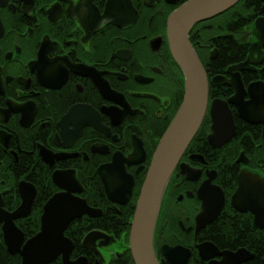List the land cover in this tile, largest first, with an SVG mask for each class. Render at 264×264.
<instances>
[{
	"label": "flooded vegetation",
	"instance_id": "1",
	"mask_svg": "<svg viewBox=\"0 0 264 264\" xmlns=\"http://www.w3.org/2000/svg\"><path fill=\"white\" fill-rule=\"evenodd\" d=\"M189 1L0 0V204L14 213L23 194L34 193L29 214L14 220L26 241L41 231L50 199L80 189L75 195L101 214L85 215L68 226L71 261L136 264L131 223L153 154L185 95L186 78L172 55L168 24ZM259 18H264V0H240L198 22L189 34L208 77L209 105L202 131L162 200L154 237L160 263L170 264L163 253L167 246L189 252L186 264H228L223 254L241 250L253 256L241 264H262L256 252L219 229L244 224L242 218L251 216L250 225L264 231L252 213L232 204L243 171L264 177V122H250L229 102L237 94L229 83L237 76L244 102L252 101L254 92L264 95V45L262 56L235 69L257 42ZM215 101L229 104L235 126L221 147L209 141ZM91 179L100 192L92 204ZM104 180L121 203L110 200ZM208 181L221 188L225 205L215 221L202 226L197 222L203 205L199 190ZM92 231L102 232L110 243L100 239L93 248L85 246ZM54 262L63 264L62 256Z\"/></svg>",
	"mask_w": 264,
	"mask_h": 264
},
{
	"label": "water",
	"instance_id": "2",
	"mask_svg": "<svg viewBox=\"0 0 264 264\" xmlns=\"http://www.w3.org/2000/svg\"><path fill=\"white\" fill-rule=\"evenodd\" d=\"M239 2L240 0H191L176 11L169 20L170 48L175 61L185 74V95L176 116L153 154L134 220L131 223L130 249L136 264H164L157 259L154 248L155 228L162 200L175 169L199 132L208 110V77L189 41V34L198 22L214 18ZM256 33L257 42L252 44L248 60L236 67V70L245 69L254 62L253 56L263 55L261 47L264 45V18L256 21ZM214 82L218 83V79L215 78ZM240 82V77L237 76L234 82L229 83L237 91L236 96L229 102L238 106L243 118L253 123L264 122V95L262 97L259 92H254L252 101L244 102L241 99V94L244 92L241 91ZM211 116L214 133L209 136V141L213 146L221 147L235 133L229 104L215 101L211 108ZM182 168L186 174L184 166ZM60 177L56 174L55 180H59ZM104 182L110 200L121 203L116 197L115 189L111 188L107 181L104 180ZM132 184L133 180H128L129 192ZM27 185L24 184L23 190L29 191L30 187ZM75 192L81 193L80 189L70 190L50 199L42 216L41 231L28 241L14 220L29 214L34 193L29 196L23 194L24 202L14 213L4 211L0 204V223H3V238L8 252L11 255H19L22 258V264H50L60 256H62L63 264H87L84 258L77 262L71 261L74 244L66 237L65 232L73 221L85 215L99 217L101 210L90 207L88 202L76 196ZM199 196L203 205L197 222L205 226L218 218L225 205V196L221 188L212 185L210 181L203 184L199 190ZM232 204L240 212L252 213L256 225L264 229V177L243 171L239 177V187L232 197ZM100 239H106V245L111 240L100 231H92L86 236L84 245L93 248L96 241ZM181 249L167 246L163 248V253L170 264L187 263L189 252ZM210 249L212 250L213 247ZM223 255L228 264H241L253 257L245 250Z\"/></svg>",
	"mask_w": 264,
	"mask_h": 264
},
{
	"label": "trees",
	"instance_id": "3",
	"mask_svg": "<svg viewBox=\"0 0 264 264\" xmlns=\"http://www.w3.org/2000/svg\"><path fill=\"white\" fill-rule=\"evenodd\" d=\"M203 128V127H202ZM202 128L197 133L195 140L200 135ZM91 185L93 187V192L89 194V201L93 202V200L99 201V190L98 185L91 179ZM252 221L251 216H245L242 218L241 224L236 222L234 225L224 224L220 226V234L229 240H236L237 244H244L247 248L257 253L258 261L264 264V231H258L254 229L252 225H250ZM235 222V221H234ZM38 228L35 229V232ZM87 232V229L84 233ZM69 235V234H68ZM21 257L19 255H11L5 245L3 239V233L0 227V264H21ZM52 264H59V262H54ZM254 264V263H250Z\"/></svg>",
	"mask_w": 264,
	"mask_h": 264
}]
</instances>
